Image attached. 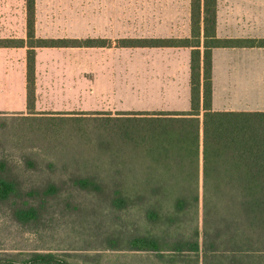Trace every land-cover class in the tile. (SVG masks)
Segmentation results:
<instances>
[{
	"label": "trees",
	"instance_id": "trees-1",
	"mask_svg": "<svg viewBox=\"0 0 264 264\" xmlns=\"http://www.w3.org/2000/svg\"><path fill=\"white\" fill-rule=\"evenodd\" d=\"M189 8L187 37L116 40L125 47L191 48L189 110L34 111L37 47L113 43L107 38L37 37L36 0H26L27 39L0 38V46L28 47L29 112L22 117L39 123L27 133L75 152L72 183L101 192L105 180L90 173L79 157L105 158L112 167L114 203L146 205L148 216L164 226L159 234L135 236L132 249L156 251L164 264H264V110L212 108L213 48L264 47V38L218 37L217 0H190ZM59 189L49 182L39 190L23 191L6 160H0V201L20 199L14 214L23 223L36 220L40 211L29 198ZM192 220L196 225L191 233L180 230ZM1 253L0 264H68L53 252H29L21 260Z\"/></svg>",
	"mask_w": 264,
	"mask_h": 264
},
{
	"label": "rangeland",
	"instance_id": "rangeland-1",
	"mask_svg": "<svg viewBox=\"0 0 264 264\" xmlns=\"http://www.w3.org/2000/svg\"><path fill=\"white\" fill-rule=\"evenodd\" d=\"M40 6L44 16L53 18L52 23H47L48 27L80 37L90 36L93 28H98L99 32L107 31L113 37L121 34L141 36L151 32L164 35L175 24L182 34L189 19L190 0H40ZM251 51L264 53V48ZM90 52L95 50L89 47L75 50L76 54H81L80 68L87 83L93 65ZM138 52L133 48L98 49L99 73L107 70L110 79L122 78L125 87H129L123 89L130 93V97H124V102L131 107L138 103L155 108L186 106L187 98L182 102L186 88H158L161 96L157 94L151 99L136 97L134 92L141 89L137 88L139 67L143 69L146 63L139 58ZM256 63L264 72V60ZM116 89L109 88L111 105L119 103L114 97ZM177 92L181 94L180 100ZM254 92H259L260 96ZM250 96L264 98V88H257ZM4 99L0 98V102ZM22 115L0 113V160H6L7 168L21 183L23 191L39 190L49 182L57 184L60 189L56 194L29 198L30 204L39 206L40 211L38 218L28 223H23L14 214L15 202L20 204V199L0 201L1 254L7 252L21 260L24 258L22 254L29 252H53L68 264H164L156 251L132 249L131 240L135 236L159 234L164 226L148 216L146 205L135 201L126 205L114 203L110 162L90 154L79 157V162L86 161L90 173H99L105 180L101 192L82 189L70 179L72 172L77 171V164L71 159L75 152L38 138L37 134H28V127L39 122H28ZM141 166L137 162L139 171ZM78 173L87 174L86 171ZM197 221L201 228L202 211ZM195 225L196 221L192 220L180 230L189 234Z\"/></svg>",
	"mask_w": 264,
	"mask_h": 264
},
{
	"label": "crops",
	"instance_id": "crops-1",
	"mask_svg": "<svg viewBox=\"0 0 264 264\" xmlns=\"http://www.w3.org/2000/svg\"><path fill=\"white\" fill-rule=\"evenodd\" d=\"M47 11V10H46ZM40 0H36L35 34L40 38H87L78 34L48 27L53 18L44 16ZM26 0H0V38L27 39ZM176 24L169 27V33L151 32L148 35L121 36L108 35L94 28L89 38H107L111 46H89L95 52L90 56V72L87 78L81 71V54L76 49L83 47H37L36 48V112H116L129 110H189L190 109V56L189 47H129L117 46L121 38L187 37L190 35L189 19L182 34ZM176 32V33H175ZM218 37L264 38V0H217ZM138 49L139 58L146 63L139 67L136 94L138 99H151L162 95L158 88H186L182 108H160L140 103L129 106L124 97H130L124 90L121 77L110 79L107 70L98 71V49ZM264 47H215L213 59V99L214 110H264V98H252L250 94L257 88H264V72L260 71L259 60L264 53L252 52ZM27 46H0V113L12 112L28 114L27 102ZM255 62V63H254ZM252 65L255 68H252ZM182 84V86H180ZM82 88H89L88 90ZM119 102L109 104L110 90ZM254 88V89H252ZM263 92V91H261ZM259 95V92H254ZM179 96L181 95L179 92ZM125 95V96H123ZM260 96V95H259ZM182 100V98H181ZM140 102V101H139ZM144 102V101H143Z\"/></svg>",
	"mask_w": 264,
	"mask_h": 264
}]
</instances>
